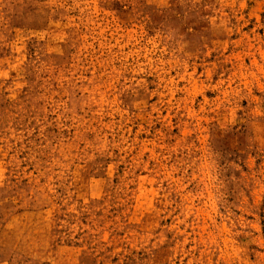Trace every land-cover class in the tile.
Here are the masks:
<instances>
[{
    "label": "rangeland",
    "instance_id": "374dc122",
    "mask_svg": "<svg viewBox=\"0 0 264 264\" xmlns=\"http://www.w3.org/2000/svg\"><path fill=\"white\" fill-rule=\"evenodd\" d=\"M0 264H264V0H0Z\"/></svg>",
    "mask_w": 264,
    "mask_h": 264
}]
</instances>
